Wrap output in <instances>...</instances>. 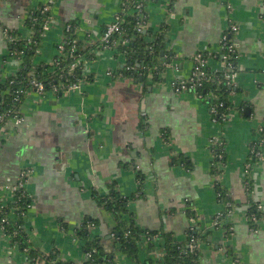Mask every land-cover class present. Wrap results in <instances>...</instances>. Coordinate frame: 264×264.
<instances>
[{
  "label": "crops",
  "instance_id": "0c3cea01",
  "mask_svg": "<svg viewBox=\"0 0 264 264\" xmlns=\"http://www.w3.org/2000/svg\"><path fill=\"white\" fill-rule=\"evenodd\" d=\"M125 1L57 0L52 6V26L34 64L53 63L57 43L74 23L77 39L84 49L91 48V57L82 60L89 79L68 91L40 95L29 90L20 108L24 122L0 126L1 198L13 201L11 187L28 170L25 189L31 205L25 231L39 253L55 252L63 261L86 260L77 230L88 221L97 222L88 225L91 236L114 250L111 231L117 220L93 194L106 198L115 186L122 196H137L130 203L133 219L153 233L139 242L141 262L163 264L162 233L185 243L196 223L208 233L198 241L199 264H264V0H146L145 34L151 36L145 41L164 29L160 60L171 54L176 59L166 68L161 61L160 70L145 73V79L125 77L126 57L101 42ZM46 2L0 0V82L21 70V61L10 57L7 32L30 40L33 31L26 21ZM232 24L238 28L233 34L236 90L228 118L218 122L195 93L176 92L171 83L190 76L192 57L200 52L209 57L211 71H221L220 39ZM259 128L263 143L252 160ZM217 144L225 149L221 162ZM217 184L236 203L223 223L216 221L225 209ZM253 207L263 214L254 230L249 219ZM224 224L230 225V236ZM31 261L0 227V264ZM115 264L132 263L116 253Z\"/></svg>",
  "mask_w": 264,
  "mask_h": 264
},
{
  "label": "trees",
  "instance_id": "16d2710c",
  "mask_svg": "<svg viewBox=\"0 0 264 264\" xmlns=\"http://www.w3.org/2000/svg\"><path fill=\"white\" fill-rule=\"evenodd\" d=\"M138 1H142L145 4L146 0L125 1L124 10L126 17L122 28L125 34H128L130 40L127 45L116 46L114 49L126 57L127 65L121 71L125 77L135 78L142 75L145 79V73H149L153 66H160L162 61L160 60L162 52L161 42L164 39L165 31L163 29L162 32L160 31V33L152 35L155 37H152L153 39L150 42L145 41V38L147 36L150 37L151 34H145L139 29L141 18L134 12L135 3ZM51 15V12H44L43 8L29 15L26 25L33 31L31 40L21 38L19 32H7L8 37H14L16 39L15 42H8L9 52L14 58L21 61V70L15 76L0 82V126L10 118L12 113L21 108L27 92L32 87L33 80L42 82L45 84L46 90L50 91L54 86L58 87L61 85L64 86V89H67L70 84L79 83L87 79L83 72V64L71 71V65L74 61L91 57V48L84 49L83 43L77 39L74 23H71L69 25L70 29L65 31L64 42H70V44L65 46L63 51L64 56L55 59L52 64H34L38 50L41 48L44 25ZM117 37H119V34H117ZM229 38L233 39L232 34L229 35ZM71 42H74V48ZM221 56L222 54L219 55L220 60ZM138 64H140V67L136 66ZM133 67L136 70H132ZM212 78L214 79L204 82L203 87L198 88L197 93L203 96L202 100L208 103L209 107L215 105L216 112L213 118L218 122H222L229 116L231 108L230 95L236 89L235 86L229 84L224 72L214 73ZM209 94H212L214 97L215 101L213 104L207 98ZM218 101L223 102V106H218ZM255 146L257 144L252 146V150L256 148ZM215 153L217 162L225 160L226 154L223 144H217ZM252 153L250 158L255 160V153L253 151ZM181 161L185 166H191L187 159L181 158ZM216 173H218L217 170L214 171V174ZM216 192L218 200L225 207L224 213L221 216L217 215L216 221L223 223L236 203L228 194L227 190L220 184L216 185ZM93 197L100 207L112 214L117 220L116 227L111 231L112 237L115 240V248L112 251H108L102 244L101 239L91 236L88 225L91 223L95 225L97 222L88 221L84 223L77 230V236L83 243L85 254H91V257L85 258L86 261L84 264H115L116 253L126 255L132 264H156L151 260L141 262L142 260L140 259L139 242L143 237L150 239L154 236L153 233L140 228L133 219V214L130 211V203L137 196L135 194L122 196L115 186H111L108 197L101 198L96 193L93 194ZM30 205L31 198L26 189H21L13 193V201L10 203L4 202L0 196V227L3 232L12 239L13 243L21 251H26L30 254L32 259L31 264H72V262L61 260L55 252L49 255H43L33 247L24 228V217ZM190 210L192 211V208ZM190 214L192 216L191 218H195L196 213L194 210ZM261 217H263V214L253 207L249 213L253 230L257 227L255 222ZM222 227L225 229L226 236H230V225L224 224ZM161 236L164 238L165 248L163 264L200 263L201 253L199 247L191 250L190 243L193 239L197 243H199L198 241H203L208 236L207 232L203 233L197 229L196 225H193L187 231V240L185 243H179L170 233H162ZM228 253L232 255L230 249H228Z\"/></svg>",
  "mask_w": 264,
  "mask_h": 264
},
{
  "label": "built area",
  "instance_id": "2783aa9c",
  "mask_svg": "<svg viewBox=\"0 0 264 264\" xmlns=\"http://www.w3.org/2000/svg\"><path fill=\"white\" fill-rule=\"evenodd\" d=\"M56 1L57 0H47L46 4L44 5L43 11L44 12H51L52 6H54L56 4ZM134 12L136 13V15L138 17L141 18V21L139 23V29L142 31H145L146 27H147V17H146V11H145V4H143L142 1H138L137 3H135ZM52 20H53V18L51 15L44 25L43 36L50 30V28L52 26ZM124 21H125V10L123 12H121L120 14H118L114 18L112 23L107 26L105 34L101 38V42L106 49L115 51L114 48L116 46L128 44L130 38L128 37V34H125L124 29L122 28ZM69 29H70V27L68 26L66 30H69ZM237 30H238L237 26L235 24H232L229 26L227 31L224 32L221 36V39H220V46H221V53L220 54H222V56H221L222 70L221 71H211L209 69V66H208L209 57L206 56L204 53L200 52V53L195 54L192 57V71H191L190 76L186 79L172 81L171 87L176 92H193L198 96V98L200 100H202L203 96L199 95L197 93L198 88L203 87L204 82H206L208 80H213L214 78H212V76L214 75V73H219V72H224L229 84L231 86H234L233 80L237 74V69H238L236 66V57H237V53H238V48H237L236 43H234V40L229 38V35L232 34V36H233V34L235 32H237ZM117 34H119V37H117ZM8 40L10 42L16 41V39L14 37H8ZM71 43H73V48H74V42H71ZM67 44H70V42H64V39H61L57 43L56 50H57V56L58 57H56V59L64 56L63 51H64L65 46ZM39 51H40V49L38 50V52ZM9 54H10V57L14 58L10 52H9ZM81 64H82V59L74 61L71 65V71L77 69ZM168 66H169V64H167L165 62L162 64V67H164V68H166ZM132 70H136V69L133 67ZM82 82L83 81H80L79 83H72L67 87V89H64V86H61V85L58 87L54 86V88L52 90L59 91L62 89V90L68 91L71 89H76V88H79L81 86ZM30 90H35L40 95H44L47 92L45 84H43L42 82H37L36 80L32 81V87L30 88ZM207 98L210 101H212L211 104L214 103L215 100H214V97L212 94H209L207 96ZM217 105L223 106V102L218 101ZM208 107H209V105H208ZM209 110H210V113H211L212 118H213V115L216 112L215 105L212 107H209ZM224 118H225V116H224ZM227 118H228V116H227ZM8 122H13L16 125H20L24 122V118L22 116L20 108L16 112L12 113L10 118H8V120L4 124H6ZM262 131H263V128H259L258 134L260 135V137L256 140L257 142L255 143V145L257 144V146H255L257 149L254 148L252 150L257 156L260 153V147L262 146V143H263ZM28 174H29L28 170H24L20 173V176L18 177L16 183L13 185V187H11L12 194L21 190V189H25L26 183L28 180ZM218 216H221V214H218ZM194 225H196V223H194ZM197 248H198V243L196 240L193 239L190 243V249L195 250ZM86 257L87 258L91 257V254H89V253L86 254ZM84 262H73L72 264H84Z\"/></svg>",
  "mask_w": 264,
  "mask_h": 264
},
{
  "label": "water",
  "instance_id": "95a60500",
  "mask_svg": "<svg viewBox=\"0 0 264 264\" xmlns=\"http://www.w3.org/2000/svg\"><path fill=\"white\" fill-rule=\"evenodd\" d=\"M262 6H263V5H262ZM143 32L145 33L146 30L143 31ZM162 55H164V51L161 52V56H162ZM172 59L175 60L176 57H174V56L171 54L170 57H168V58L162 60V64L165 62V63L169 64V66H170V65H172V63H171V62H172V61H171ZM162 64H161V67H162ZM161 67H160V68H161ZM154 71H156V72L159 71V68H158L157 65H155V66L152 67L151 72H154ZM247 111H248V108H247ZM193 225H194V224H193ZM227 252H228V251H227Z\"/></svg>",
  "mask_w": 264,
  "mask_h": 264
}]
</instances>
